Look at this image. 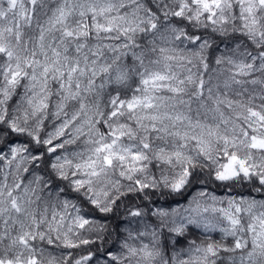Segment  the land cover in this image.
<instances>
[{"label":"snow or ice","instance_id":"1","mask_svg":"<svg viewBox=\"0 0 264 264\" xmlns=\"http://www.w3.org/2000/svg\"><path fill=\"white\" fill-rule=\"evenodd\" d=\"M0 264H264V0H0Z\"/></svg>","mask_w":264,"mask_h":264},{"label":"trees","instance_id":"2","mask_svg":"<svg viewBox=\"0 0 264 264\" xmlns=\"http://www.w3.org/2000/svg\"><path fill=\"white\" fill-rule=\"evenodd\" d=\"M218 194H219V190H218ZM89 249H83V250H74V254H82L83 251H87ZM94 250V249H93Z\"/></svg>","mask_w":264,"mask_h":264}]
</instances>
